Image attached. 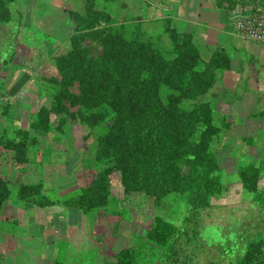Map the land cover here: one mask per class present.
Wrapping results in <instances>:
<instances>
[{
  "label": "trees",
  "instance_id": "16d2710c",
  "mask_svg": "<svg viewBox=\"0 0 264 264\" xmlns=\"http://www.w3.org/2000/svg\"><path fill=\"white\" fill-rule=\"evenodd\" d=\"M84 2L87 12L84 16L70 13L76 24L75 33L69 38L70 52L56 60V64L62 61L64 66L54 108L67 111L74 105L89 109L108 107L113 124L102 135L98 151L114 165L99 173L96 182L60 199L42 195L43 181L24 185L20 171L15 168L8 181L1 183L0 207L8 201L12 186L23 202L31 200V195H39L35 201L39 208L65 207L89 214L101 204V196H107L109 175L118 172L124 190L141 191L155 198L168 193L185 197L180 225L157 216L145 235V240L156 247L142 241L141 247L158 259L155 264H264V185L259 187L264 167L239 162L242 194L251 198V204L245 207L232 238L227 237L224 244L206 240V219L213 202L223 197L217 155L211 146L229 125L214 123L215 111L208 99L190 110L180 107L181 99L199 94L193 89L208 92L214 72L229 68L227 55L218 50L204 62L192 36L177 31L166 19L163 31L172 53L166 57L158 43L143 41L139 34L127 40L112 34L108 27L90 24L88 13L94 17L100 14L93 11L95 0ZM23 17L18 0H0V23L11 20L17 23L12 47L0 58V90L16 57ZM108 23L112 25L114 21L110 18ZM86 36L101 48L98 58H90L88 49L82 45ZM59 64L57 68L61 70ZM72 80L79 84V95L68 89ZM161 86L171 90L166 100L160 96ZM52 130L49 120L39 112L34 113L29 116L27 127L15 129L12 136H1L0 146L10 154L16 167L28 146L38 144L31 132ZM261 163L264 166V160ZM53 264H63L61 257ZM106 264L137 263L130 250L121 249L110 255Z\"/></svg>",
  "mask_w": 264,
  "mask_h": 264
},
{
  "label": "rangeland",
  "instance_id": "374dc122",
  "mask_svg": "<svg viewBox=\"0 0 264 264\" xmlns=\"http://www.w3.org/2000/svg\"><path fill=\"white\" fill-rule=\"evenodd\" d=\"M110 1L113 0H105V4L102 1L95 0L93 11L100 15L94 17L92 13H88L87 21L97 26L96 28L108 27L112 34L122 36L127 40L133 34H139L141 40L158 43L162 53L166 57L171 56L169 41L163 31L164 20L159 24L147 21L143 25L139 22L136 23L133 19L127 23L124 21L118 22L111 15V10L109 9ZM119 1V4H121L124 0ZM132 3L134 7L141 4L147 5L149 7L148 19L157 13L151 6L164 4L163 0H135ZM68 13L71 18L70 13L84 16L87 12L85 13L84 8L82 13L70 10ZM110 18L111 21H114L112 25L108 23ZM143 19H145V16ZM15 24L16 21L14 20L9 23H0V53L1 50L11 49L16 32ZM42 38L43 36H40V39ZM69 38L65 42L56 44L57 47L55 48L52 62L37 63L34 66L31 57L28 61L23 58L17 59L16 62L21 63V67H25L21 69L22 71H19L25 85L21 89H14V91L6 89L0 91V137L3 135L12 136L15 129L27 127L29 116L38 112L53 125L51 132L43 133L47 137L46 142L39 143L38 140V144L35 147L28 146L16 167L10 154L2 150L0 146V189H2L3 185L1 183L8 181L9 175L12 173L11 170L15 168L20 171L19 178L24 185L33 186L39 183L34 164L38 161H44V157L50 151L49 145L56 137L60 140L58 145L60 153L51 154L52 158L50 159H55L60 164H64L67 181L80 180L82 183L85 181L90 185L96 182L99 173L114 165L113 162L107 161L101 151H98L102 135L113 124V114L108 107L101 105L89 109L84 106L74 105L67 111H57L54 108L56 94L63 80L62 66H64L61 61L60 64L58 63L61 70H58L56 60L58 57H63L70 52ZM82 43L88 49L90 58L95 59L101 55V48L87 36ZM23 47L24 45L21 48ZM35 55L34 53L32 57H35ZM200 68H203V65ZM213 80L207 93L193 89L199 94L191 98L181 99L180 107L184 110H190L194 105L208 99L211 90L214 89L217 82L215 72ZM68 89L74 95H79L80 93L79 84L76 80L68 83ZM159 93L161 98L166 100L171 90L161 86ZM101 109H103V112L100 113ZM104 113H106V116L101 115ZM221 115L223 113L218 110L214 119V123L220 126L222 122H226V119H221ZM234 122L235 124L231 127L223 129L220 137H217L211 146V149L217 155L219 174L223 186V197L213 202V208L206 219L205 237L208 241L220 244H224L227 237L232 238L234 236L235 228L239 226L240 219L245 214V207L251 204V198H246L242 194V187L237 172L239 162L253 163L260 168L262 167V169L264 167L263 163H261L264 160V138H260L259 141L256 139V132L261 126L255 124L249 126V123L239 124L237 120ZM40 133L42 134L40 131H32L31 135L37 138L36 135ZM107 180H109L107 196H101V204L92 211L101 220L102 231H109L112 233L111 235L116 236L121 247H126L123 249L130 250L135 256L137 264H145V262L155 264L158 259H153L147 249L141 247L142 241L147 243L146 245H153L145 240V235L153 226L154 219L157 216L175 226L180 225L186 207L184 195L168 193L160 198H155L147 196L141 191L124 190L118 172H113ZM263 185L264 171L259 179V187ZM14 190V187L11 186L13 193L15 192ZM13 193L10 194L9 199L14 197ZM42 195L45 196L43 188ZM38 197L39 195L36 194L31 195L34 205ZM102 235V237H106L105 233ZM158 248L163 250L161 247Z\"/></svg>",
  "mask_w": 264,
  "mask_h": 264
},
{
  "label": "crops",
  "instance_id": "0c3cea01",
  "mask_svg": "<svg viewBox=\"0 0 264 264\" xmlns=\"http://www.w3.org/2000/svg\"><path fill=\"white\" fill-rule=\"evenodd\" d=\"M98 1L106 4L105 0ZM132 1L135 0L121 4L119 0L110 1L111 15L118 22L133 19L142 25L147 21L159 24L170 20L177 31L192 36L204 62L218 50L227 55L230 66L215 71L217 82L208 96L215 116L220 110L221 119L225 118L230 127L235 120L261 126L256 139L264 138V45L237 36L232 25L239 14L264 11V0H163L164 4L151 6L157 13L149 19V7H134ZM18 5L24 17L16 57L5 74L3 90L9 91L25 85L19 73L25 67L16 60L28 61L31 57L34 66L52 62L56 44L65 42L76 28L68 11L84 10L83 0H18ZM6 53L7 50H1L0 58ZM36 136L39 143L46 142L43 132ZM59 144V138H54L44 161L34 164L37 179L43 181L44 194L50 199H60L88 185L80 180L67 181L64 164L50 159L51 154L60 153ZM14 193L0 207V264H53L59 257L63 264H105L110 255L126 248L111 232L102 231L101 220L94 212L39 208L32 200H19ZM103 233L106 237H102Z\"/></svg>",
  "mask_w": 264,
  "mask_h": 264
},
{
  "label": "built area",
  "instance_id": "2783aa9c",
  "mask_svg": "<svg viewBox=\"0 0 264 264\" xmlns=\"http://www.w3.org/2000/svg\"><path fill=\"white\" fill-rule=\"evenodd\" d=\"M232 25L237 36L264 45V11L239 14Z\"/></svg>",
  "mask_w": 264,
  "mask_h": 264
}]
</instances>
